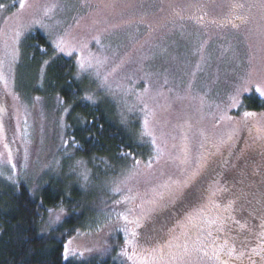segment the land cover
Segmentation results:
<instances>
[{"label":"rangeland","instance_id":"374dc122","mask_svg":"<svg viewBox=\"0 0 264 264\" xmlns=\"http://www.w3.org/2000/svg\"><path fill=\"white\" fill-rule=\"evenodd\" d=\"M16 5L6 17L0 8V174L15 180L37 165L46 167L59 146L43 151L41 135L54 132L55 119L46 122L35 103L21 104L17 93L21 43L33 31L45 35L56 55L74 60L83 100L102 104L110 120L149 152L109 192L97 184L96 221L113 232L71 236L67 253L89 256L114 246L121 248L123 264H264V194L240 169L231 181L211 179L160 242L143 245L138 239L140 225L173 207L209 166L236 158L241 165L253 155L252 175L264 176V112L243 121L244 98L264 100L256 91L264 90V0ZM61 39L63 52L56 47ZM98 165L115 169L97 157L62 159L60 169L79 188Z\"/></svg>","mask_w":264,"mask_h":264},{"label":"trees","instance_id":"16d2710c","mask_svg":"<svg viewBox=\"0 0 264 264\" xmlns=\"http://www.w3.org/2000/svg\"><path fill=\"white\" fill-rule=\"evenodd\" d=\"M16 1L0 0V8L5 7V17L14 11ZM3 20L4 17L0 18V26ZM75 69L74 60L56 55L42 32L33 31L23 39L21 59L16 72L17 93L21 104L25 106H33L32 100L46 122L55 119L54 132L49 136L43 130L41 135L44 138L43 151L58 143L59 146L55 159L46 167L40 168L37 165L39 169L16 175L15 180L0 174V264L124 262L118 255L121 248L116 249L114 246L90 253L89 256L82 252L72 255L67 253L66 244L71 236L82 231L85 234L99 230L101 234L113 232V226L108 225L101 230L106 224L96 221L94 200L98 194L97 184L102 187L103 193L109 192L112 183L116 182L134 160L147 159L149 156L147 147L139 146L135 138L110 120L102 104L83 100L84 85L76 78ZM6 97L5 93L2 99ZM244 106L247 112L255 115L264 112V100L256 94L247 95ZM255 115L244 117L243 121L246 123L249 117L253 118ZM9 133V142L13 146L15 140ZM50 141L51 144L46 147ZM236 150L237 147L232 155H236ZM13 153L19 165L21 160L18 148ZM69 157H97L101 162L107 161L115 169L107 170L102 165L96 166L92 175L78 188L69 184L70 179L63 173L65 170L60 169L62 159ZM234 160L224 163L219 161L209 166L173 207L144 221L138 233V239L143 245L164 239L167 229L178 215L201 199L211 179L221 177L230 180L233 172L240 169L239 172L246 180L258 182L256 187L261 189L259 195H263L264 181L259 178L261 175L253 176L251 172V164L256 161L253 155L244 158L241 165L240 158H236L235 163ZM114 241L115 239L113 243Z\"/></svg>","mask_w":264,"mask_h":264},{"label":"snow or ice","instance_id":"6c2138e0","mask_svg":"<svg viewBox=\"0 0 264 264\" xmlns=\"http://www.w3.org/2000/svg\"><path fill=\"white\" fill-rule=\"evenodd\" d=\"M21 8L25 7V4L24 3H21L19 5ZM47 14V13H46ZM56 47L61 51L63 52L65 50V43L64 41L61 39L59 40L57 43H56ZM69 55H71V53L69 52L68 53ZM256 91L262 96L264 97V90H261L260 88H257ZM245 117H248V116H253L255 115L254 113H249V112H245L244 113ZM145 124H147V120H145ZM137 163H139V161H137ZM150 166V165H149ZM125 219H127L125 217ZM233 251H235V249H233ZM257 255H260V253H257Z\"/></svg>","mask_w":264,"mask_h":264},{"label":"flooded vegetation","instance_id":"af4514ba","mask_svg":"<svg viewBox=\"0 0 264 264\" xmlns=\"http://www.w3.org/2000/svg\"><path fill=\"white\" fill-rule=\"evenodd\" d=\"M262 161H264V159ZM259 178L264 181V176H260Z\"/></svg>","mask_w":264,"mask_h":264}]
</instances>
